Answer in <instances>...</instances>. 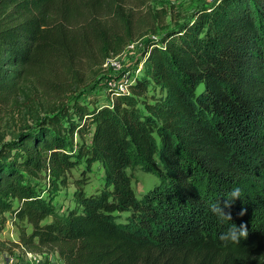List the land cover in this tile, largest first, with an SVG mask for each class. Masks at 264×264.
<instances>
[{
  "label": "trees",
  "instance_id": "16d2710c",
  "mask_svg": "<svg viewBox=\"0 0 264 264\" xmlns=\"http://www.w3.org/2000/svg\"><path fill=\"white\" fill-rule=\"evenodd\" d=\"M145 2L0 0V103L33 101L25 88L35 80L48 106L0 145V232L10 211L29 225H19L24 247L64 264H264V0L197 8L145 43L140 75L110 91V104L66 101L85 84L76 62L101 68L120 54ZM95 161L104 184L87 194ZM81 162L76 207L58 213L36 181L66 184ZM133 169L159 179L141 197ZM235 187L232 221L221 222L209 206ZM232 223L247 224L248 237L225 245Z\"/></svg>",
  "mask_w": 264,
  "mask_h": 264
},
{
  "label": "rangeland",
  "instance_id": "374dc122",
  "mask_svg": "<svg viewBox=\"0 0 264 264\" xmlns=\"http://www.w3.org/2000/svg\"><path fill=\"white\" fill-rule=\"evenodd\" d=\"M211 4L209 0H146L145 4L134 7V24L137 37L130 42H136L134 48L125 46L123 51L116 57V64L109 65L105 69L89 65L85 58L76 62L79 74L85 77V84L79 89H72L66 95V101L69 103L73 100L82 101L85 104L103 105L111 102L109 100L110 89L125 90V84L133 78L140 75L143 64H140V57L145 47V43L150 40H156L162 36L164 31L171 29L175 24L188 17L194 10L199 7ZM129 42V43H130ZM97 50L92 55H96ZM28 87V88H27ZM39 83L32 80L26 84L25 91L34 99L30 102L23 95H13L8 102L0 103V145L4 141L16 137L23 129L29 126H35L48 111V106L44 98L38 96L37 89ZM148 91V94L152 93ZM156 92V91H155ZM64 98V99H65ZM63 99V100H64ZM88 141V136H84ZM81 140V135L77 132L73 134V143L76 144ZM74 147L77 148V145ZM160 165V164H159ZM86 168L84 162L72 169L68 173L66 184L55 183L51 185L47 179L34 180L41 189H46L45 197H49L56 212L64 213L65 211L76 207L74 191L76 186L74 180L79 178L81 171ZM86 183L84 190L87 194L98 190L104 184V168L100 162L95 161L91 164L90 170H84ZM132 174L131 184L137 197L148 191L158 182V177L150 172L141 169L130 170ZM126 213L121 214V220H125ZM3 230L0 233V239L7 241L9 250L3 255L2 261L5 264H20L22 253L14 240H18L19 225L28 227L25 222L17 223L12 212L5 217ZM50 220L47 218L45 221ZM16 222V223H15ZM40 255L43 264H62L57 252L51 249L32 250ZM24 260V259H23ZM26 261V260H25ZM27 264V263H24Z\"/></svg>",
  "mask_w": 264,
  "mask_h": 264
},
{
  "label": "clouds",
  "instance_id": "9594fccd",
  "mask_svg": "<svg viewBox=\"0 0 264 264\" xmlns=\"http://www.w3.org/2000/svg\"><path fill=\"white\" fill-rule=\"evenodd\" d=\"M241 189L239 187L233 188L228 194L227 198L224 199L223 203L221 200L210 204L209 210L211 213L217 217L221 222L232 221V215L230 211H225V209H231L235 200L240 199ZM245 209H242L238 215L243 216L245 214ZM248 237L247 224L241 223L239 226L232 223V225L226 228L225 231L219 234V239L227 245L229 242L233 244H239L241 239H246Z\"/></svg>",
  "mask_w": 264,
  "mask_h": 264
},
{
  "label": "built area",
  "instance_id": "2783aa9c",
  "mask_svg": "<svg viewBox=\"0 0 264 264\" xmlns=\"http://www.w3.org/2000/svg\"><path fill=\"white\" fill-rule=\"evenodd\" d=\"M209 1L213 2V1H215V0H209ZM136 45H137L136 42H130V43H128L126 46H127V48H134V47H136ZM118 55H119V54H117V55H115V56H109V57H107V58L104 60V62L102 63V68L105 69V68H106L107 66H109V65H114V64H116V57H117ZM140 64H142V63H140ZM133 81H134V78H133L130 82H127V83L125 84V87H126L125 90H122V89H110L109 92L112 91V90L126 91V90H127V84L132 83ZM109 95H110V93H109ZM109 100L112 101V97H111V95H110ZM110 103H111V102H109L108 104H110ZM14 241L16 242L18 248L21 250L22 258H23L24 260H26V263H27V264H43V262H42V260H41V258H40V255H39L38 253H36V252H34V251H32V250H30V249L24 247V246L20 243L19 239H18V240H14ZM62 264H64V263H62Z\"/></svg>",
  "mask_w": 264,
  "mask_h": 264
},
{
  "label": "crops",
  "instance_id": "0c3cea01",
  "mask_svg": "<svg viewBox=\"0 0 264 264\" xmlns=\"http://www.w3.org/2000/svg\"><path fill=\"white\" fill-rule=\"evenodd\" d=\"M9 212H10V211L6 212V213H5V216H7V215L9 214ZM0 233H1V232H0ZM5 254H6V251L3 252V255H5ZM24 263H26V261L23 260V258H21V262H20V264H24ZM0 264H5V261H2L1 253H0ZM8 264H11V263L9 262Z\"/></svg>",
  "mask_w": 264,
  "mask_h": 264
}]
</instances>
